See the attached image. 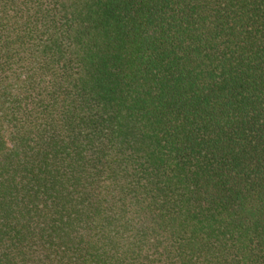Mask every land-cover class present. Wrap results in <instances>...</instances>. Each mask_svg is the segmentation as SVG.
Here are the masks:
<instances>
[{
	"label": "trees",
	"instance_id": "trees-1",
	"mask_svg": "<svg viewBox=\"0 0 264 264\" xmlns=\"http://www.w3.org/2000/svg\"><path fill=\"white\" fill-rule=\"evenodd\" d=\"M0 264H264V0H0Z\"/></svg>",
	"mask_w": 264,
	"mask_h": 264
}]
</instances>
